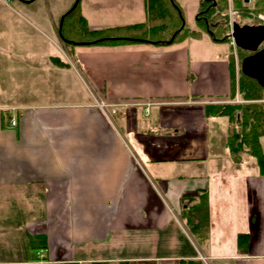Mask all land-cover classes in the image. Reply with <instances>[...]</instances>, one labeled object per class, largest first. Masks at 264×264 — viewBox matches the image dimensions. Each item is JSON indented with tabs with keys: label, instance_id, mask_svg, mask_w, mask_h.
<instances>
[{
	"label": "crops",
	"instance_id": "crops-1",
	"mask_svg": "<svg viewBox=\"0 0 264 264\" xmlns=\"http://www.w3.org/2000/svg\"><path fill=\"white\" fill-rule=\"evenodd\" d=\"M14 1L29 19L0 0V264H264V175L229 143L237 122L204 113L232 100L229 53L196 59L190 38L66 47L48 7ZM74 2L53 5L57 23ZM137 2L80 10L93 31L145 22Z\"/></svg>",
	"mask_w": 264,
	"mask_h": 264
},
{
	"label": "trees",
	"instance_id": "trees-1",
	"mask_svg": "<svg viewBox=\"0 0 264 264\" xmlns=\"http://www.w3.org/2000/svg\"><path fill=\"white\" fill-rule=\"evenodd\" d=\"M244 0H231L232 9L237 12L236 17L247 19L251 14L264 16V0H254L251 7H246ZM146 21L128 26L101 28L88 30L87 21L80 10V0L76 1L74 8L62 15V23L57 33L65 46H101L125 44H153L156 46L167 45L175 34L170 44L182 42L186 38L200 39L207 34L213 42L228 43L225 33L228 30V0H198L195 23L197 30L184 28L183 12L180 7L170 0H144ZM238 57V84L237 90L242 104H209L205 105L204 113L209 117H231L240 127V131L230 137V144L234 150L246 152L256 160L259 173L264 175V155L259 138L264 136V88L240 71L241 60L248 55L236 48ZM229 67L231 81V97L234 98V62L232 51L229 52ZM237 117V120L235 119ZM207 209V194H201ZM245 235H238V246L245 243ZM127 264V263H121ZM178 264H201L189 261Z\"/></svg>",
	"mask_w": 264,
	"mask_h": 264
},
{
	"label": "rangeland",
	"instance_id": "rangeland-1",
	"mask_svg": "<svg viewBox=\"0 0 264 264\" xmlns=\"http://www.w3.org/2000/svg\"><path fill=\"white\" fill-rule=\"evenodd\" d=\"M5 1L7 2L9 9L18 12L22 17L29 19V16L26 13L17 9V7H16L17 5L15 4L14 0H5ZM113 1H115V0H113ZM120 1L123 2V5L121 6L122 11H125V12L126 11H134L136 9V3H138L137 0H120ZM174 1L180 7V9L183 12L184 28L186 30H196L197 27H196V23H195V15H196L197 10L195 9V5H194L196 0H174ZM80 2L82 4V6L89 7V8L94 7V6L95 7L104 6V0H80ZM252 2H254V0H251L250 4H249L248 0H244L245 4H249L248 6H251ZM63 3H64V0H33L32 2L27 3L26 6L30 5V7L36 8L37 13H39L38 14L39 17H41L40 14L42 13V11L45 15V7H48L49 11L51 12V16H52L51 21H53L56 25L57 21L54 18V13L52 11V7L54 4L62 6ZM134 3H135V5H134ZM233 20L240 25L241 24L253 25L254 21H255L252 17L247 18V19H241L240 17L238 18L236 16L233 17ZM32 31H34V30H32ZM32 33H36V32H32ZM41 35L43 37H45L46 43L52 45L53 47L61 46L59 39L57 38V36L53 32L49 33L47 31L41 29ZM203 37L204 38L201 41L190 40L192 38H190L186 41V43H190V47L193 46V48H196V53H195V55L197 56L196 59L197 58L202 59V57H203V58H206L207 60H214L217 58L216 56H218V54H221L222 52H224V53L228 52L229 53L230 51H232V49L230 48V45H228L227 43H222V44L220 42L214 43L210 40L209 37H207L205 35ZM168 45H171V44H168ZM66 47H68V46H66ZM65 50H67V49H65ZM68 50H69V48H68ZM235 51H236V49H235ZM57 53H58V55H60L58 50H57ZM235 56H236V58H233L234 68H235V71L238 72V57H239V55H237V53H235L234 57ZM234 83H235L234 86H236L235 78H234ZM76 89L78 92V96H80V97L86 96V97H88V99H90L91 94L97 96L96 91L91 87V85H89L87 83V81L84 79V77H83V80H80L79 78H77ZM238 98H240V96ZM6 113H9V111H6ZM209 264H213V263L211 261H209Z\"/></svg>",
	"mask_w": 264,
	"mask_h": 264
},
{
	"label": "water",
	"instance_id": "water-1",
	"mask_svg": "<svg viewBox=\"0 0 264 264\" xmlns=\"http://www.w3.org/2000/svg\"><path fill=\"white\" fill-rule=\"evenodd\" d=\"M172 2V0H170ZM76 4L72 5L71 9ZM62 23V18L59 22V28ZM177 33V32H176ZM175 33V34H176ZM175 34L166 44L173 41ZM232 38L237 48L251 53L245 56L240 64L241 73L254 79L259 86L264 88V25H238L233 24Z\"/></svg>",
	"mask_w": 264,
	"mask_h": 264
},
{
	"label": "built area",
	"instance_id": "built-area-1",
	"mask_svg": "<svg viewBox=\"0 0 264 264\" xmlns=\"http://www.w3.org/2000/svg\"><path fill=\"white\" fill-rule=\"evenodd\" d=\"M257 18L262 22L264 23V16L262 15H258ZM231 24V23H230ZM95 103H96V106L100 109V111L103 113V115L105 116V118L108 120V121H111V113H113V111L109 112L107 109H106V106L104 105V103L100 100H95ZM16 125V122L15 120H12L11 123H10V127H15Z\"/></svg>",
	"mask_w": 264,
	"mask_h": 264
},
{
	"label": "bare ground",
	"instance_id": "bare-ground-1",
	"mask_svg": "<svg viewBox=\"0 0 264 264\" xmlns=\"http://www.w3.org/2000/svg\"><path fill=\"white\" fill-rule=\"evenodd\" d=\"M11 129H13V128H11Z\"/></svg>",
	"mask_w": 264,
	"mask_h": 264
}]
</instances>
